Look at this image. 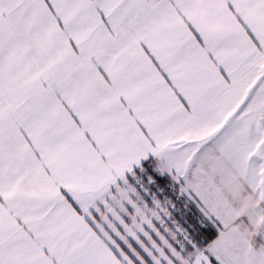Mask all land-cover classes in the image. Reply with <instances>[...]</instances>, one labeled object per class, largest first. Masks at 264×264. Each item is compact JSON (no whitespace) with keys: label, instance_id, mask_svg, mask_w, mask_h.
Wrapping results in <instances>:
<instances>
[{"label":"snow or ice","instance_id":"6c2138e0","mask_svg":"<svg viewBox=\"0 0 264 264\" xmlns=\"http://www.w3.org/2000/svg\"><path fill=\"white\" fill-rule=\"evenodd\" d=\"M0 264H264V0H0Z\"/></svg>","mask_w":264,"mask_h":264}]
</instances>
